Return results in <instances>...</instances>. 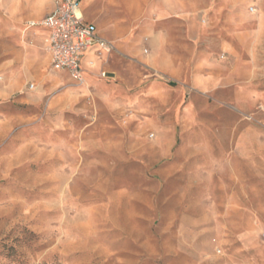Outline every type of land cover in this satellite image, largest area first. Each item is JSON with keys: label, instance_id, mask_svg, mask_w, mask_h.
I'll list each match as a JSON object with an SVG mask.
<instances>
[{"label": "rangeland", "instance_id": "obj_1", "mask_svg": "<svg viewBox=\"0 0 264 264\" xmlns=\"http://www.w3.org/2000/svg\"><path fill=\"white\" fill-rule=\"evenodd\" d=\"M86 1L77 81L0 0V264H264V0Z\"/></svg>", "mask_w": 264, "mask_h": 264}, {"label": "built area", "instance_id": "obj_2", "mask_svg": "<svg viewBox=\"0 0 264 264\" xmlns=\"http://www.w3.org/2000/svg\"><path fill=\"white\" fill-rule=\"evenodd\" d=\"M82 0H52L53 8L40 24L48 29L45 49L53 69L67 72L70 77L82 81L85 72L83 61L89 54L99 56L109 53L112 45L97 34L95 26L84 20L80 6ZM35 22H30L34 25ZM93 64L92 59L87 61ZM102 76L108 77L106 72Z\"/></svg>", "mask_w": 264, "mask_h": 264}, {"label": "crops", "instance_id": "obj_3", "mask_svg": "<svg viewBox=\"0 0 264 264\" xmlns=\"http://www.w3.org/2000/svg\"><path fill=\"white\" fill-rule=\"evenodd\" d=\"M82 1H84V6H85L87 1L86 0H82ZM81 4H82V2H81ZM52 8H53L52 0H43V2H41V3H39V2L33 3L32 6L29 9V11H30L29 13H31L36 18L34 20H31V22H35V24L34 25H31V27L34 28V29H40L41 30V32L43 33L44 43H45V39L48 36V29L46 27L42 26L40 24V21H42V19H44V17L48 13H50V11L52 10ZM97 34L100 35L98 33V31H97ZM104 39H106V38H104ZM95 57L98 58V56H96L94 53H92V54H89L87 56V58H86L85 61H83L82 64H83V66L85 67L86 70L92 68V66L91 67L88 66L87 61L89 59H94ZM54 70H56V69H54ZM57 71H60V70H57ZM62 72H64V71H62ZM65 73H67V72H65ZM108 77H110V76H108Z\"/></svg>", "mask_w": 264, "mask_h": 264}]
</instances>
